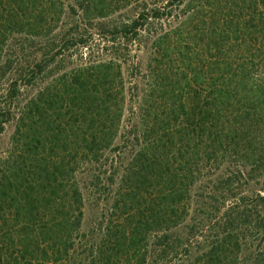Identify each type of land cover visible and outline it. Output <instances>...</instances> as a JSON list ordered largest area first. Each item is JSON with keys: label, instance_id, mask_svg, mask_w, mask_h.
<instances>
[{"label": "trees", "instance_id": "obj_1", "mask_svg": "<svg viewBox=\"0 0 264 264\" xmlns=\"http://www.w3.org/2000/svg\"><path fill=\"white\" fill-rule=\"evenodd\" d=\"M10 123L0 264H264V0H0Z\"/></svg>", "mask_w": 264, "mask_h": 264}, {"label": "rangeland", "instance_id": "obj_2", "mask_svg": "<svg viewBox=\"0 0 264 264\" xmlns=\"http://www.w3.org/2000/svg\"><path fill=\"white\" fill-rule=\"evenodd\" d=\"M140 57L142 60H145L146 54L141 53ZM56 73H57L56 71L53 72V74H56ZM14 133H15V128L13 124L10 123V124L5 125V130L0 135V158L1 160H5V158L8 157L9 154H11L14 148V142H13ZM251 178H252L250 179V182H251L250 185L252 186L251 189L260 188L259 187L260 181L262 180V178H264V168L263 167L258 168V170L254 173V176H252ZM250 185H248L246 188L248 189ZM96 212L97 211L94 209L93 206H88V209H87L88 220H91L93 216L96 214ZM7 216L8 214L4 218L0 217V243L2 245L5 244L4 242H8L7 238H9V236H5V232L11 231L12 233L11 227L14 224V221L11 219V217L10 216L7 217ZM3 219H6V221H4ZM12 236L16 240L17 236L13 235V233H12Z\"/></svg>", "mask_w": 264, "mask_h": 264}]
</instances>
